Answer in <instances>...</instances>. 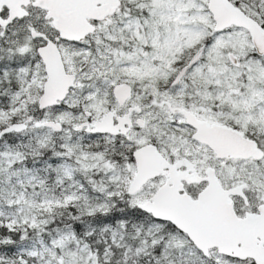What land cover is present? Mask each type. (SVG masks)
I'll list each match as a JSON object with an SVG mask.
<instances>
[{
    "label": "snow or ice",
    "instance_id": "1",
    "mask_svg": "<svg viewBox=\"0 0 264 264\" xmlns=\"http://www.w3.org/2000/svg\"><path fill=\"white\" fill-rule=\"evenodd\" d=\"M0 264H264V0H0Z\"/></svg>",
    "mask_w": 264,
    "mask_h": 264
}]
</instances>
